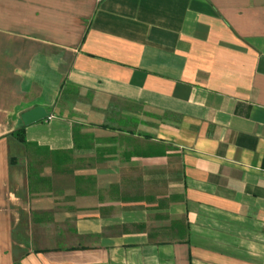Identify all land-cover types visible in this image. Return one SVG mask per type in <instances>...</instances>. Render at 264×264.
Returning <instances> with one entry per match:
<instances>
[{
	"label": "crops",
	"instance_id": "crops-1",
	"mask_svg": "<svg viewBox=\"0 0 264 264\" xmlns=\"http://www.w3.org/2000/svg\"><path fill=\"white\" fill-rule=\"evenodd\" d=\"M0 264H264V0H0Z\"/></svg>",
	"mask_w": 264,
	"mask_h": 264
},
{
	"label": "trees",
	"instance_id": "trees-1",
	"mask_svg": "<svg viewBox=\"0 0 264 264\" xmlns=\"http://www.w3.org/2000/svg\"><path fill=\"white\" fill-rule=\"evenodd\" d=\"M77 131H78V128L75 129V134H74V141L76 144V150L80 147L79 143L77 141V137H76ZM16 137L21 143H23L26 146L28 152L32 151L33 153H35L38 156H42L43 154H44V156H48V157L50 156L53 158V163H56L57 165L61 162V158H60L61 154L60 153H52L49 150L39 148L38 145H36V144L33 145L30 143H27L25 136H24V131L17 133ZM35 166H36V162L33 165L29 166L30 181L31 182H33L35 179H37L39 177V171H37ZM184 231L186 232L185 227H184Z\"/></svg>",
	"mask_w": 264,
	"mask_h": 264
},
{
	"label": "water",
	"instance_id": "water-1",
	"mask_svg": "<svg viewBox=\"0 0 264 264\" xmlns=\"http://www.w3.org/2000/svg\"><path fill=\"white\" fill-rule=\"evenodd\" d=\"M49 114H46L45 110L41 108L34 109L32 112L26 113L23 116V120L25 125H31L34 122L47 120L49 118Z\"/></svg>",
	"mask_w": 264,
	"mask_h": 264
}]
</instances>
